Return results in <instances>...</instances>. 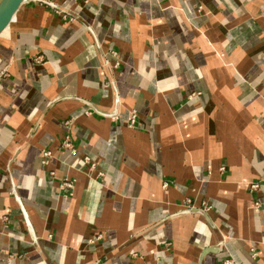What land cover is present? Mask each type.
<instances>
[{
	"label": "crops",
	"instance_id": "0c3cea01",
	"mask_svg": "<svg viewBox=\"0 0 264 264\" xmlns=\"http://www.w3.org/2000/svg\"><path fill=\"white\" fill-rule=\"evenodd\" d=\"M54 1L0 34V264H264V0Z\"/></svg>",
	"mask_w": 264,
	"mask_h": 264
},
{
	"label": "built area",
	"instance_id": "2783aa9c",
	"mask_svg": "<svg viewBox=\"0 0 264 264\" xmlns=\"http://www.w3.org/2000/svg\"><path fill=\"white\" fill-rule=\"evenodd\" d=\"M26 1H34L35 3L38 4H43L46 5L47 7L55 10V12L57 14L62 15V17H67L69 20H72L73 18L69 16V14H67V12H65L64 10H62L61 6H59L54 0H26ZM117 102V99L116 101ZM117 113L116 108L113 109L112 112H110V116H115ZM135 117L136 114L134 112H131V115L129 117V125H131L134 121H135ZM68 123V122H66ZM66 126H69V124H67ZM61 147L65 148V149H69L71 152H74V147L73 144L71 142V137L68 133H66L61 141ZM51 155V151L50 150H44L43 152V157L47 160V158H49V156ZM63 187L66 188H71L72 184L70 182H63ZM257 184H252L251 187H256Z\"/></svg>",
	"mask_w": 264,
	"mask_h": 264
},
{
	"label": "water",
	"instance_id": "95a60500",
	"mask_svg": "<svg viewBox=\"0 0 264 264\" xmlns=\"http://www.w3.org/2000/svg\"><path fill=\"white\" fill-rule=\"evenodd\" d=\"M23 0H0V34L8 27Z\"/></svg>",
	"mask_w": 264,
	"mask_h": 264
},
{
	"label": "bare ground",
	"instance_id": "6f19581e",
	"mask_svg": "<svg viewBox=\"0 0 264 264\" xmlns=\"http://www.w3.org/2000/svg\"><path fill=\"white\" fill-rule=\"evenodd\" d=\"M30 2H33V3H34V1H30ZM26 3H28V1L23 0L22 3H21V5H22V4H26ZM21 5H20V6H21ZM20 6H19V8H20ZM19 8H18V9H19ZM18 9H17V11H18ZM17 11H16V12H17ZM16 12H15V13H16ZM14 15H15V14H14Z\"/></svg>",
	"mask_w": 264,
	"mask_h": 264
}]
</instances>
